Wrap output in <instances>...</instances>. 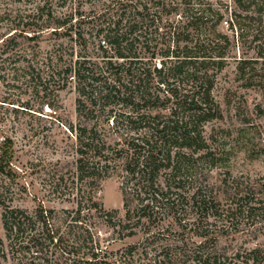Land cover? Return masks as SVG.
<instances>
[{
	"label": "trees",
	"instance_id": "1",
	"mask_svg": "<svg viewBox=\"0 0 264 264\" xmlns=\"http://www.w3.org/2000/svg\"><path fill=\"white\" fill-rule=\"evenodd\" d=\"M40 1L27 26L31 40L51 29L81 46L75 58L57 44L41 63L49 79L38 73L35 83L76 93L77 122L64 133L74 141L76 170L72 180L54 174L50 191L71 208L13 205L17 173L5 139L0 264H264L262 246L221 244L264 235V184L256 190L230 164L235 146L251 160L264 157V126L255 121L264 120V104L252 116L236 101L240 124L224 128L216 96L231 61L235 81L264 96V0ZM95 2L103 9L89 19L83 6ZM89 38L97 42L91 58L83 54ZM110 178L120 183L121 210L98 198Z\"/></svg>",
	"mask_w": 264,
	"mask_h": 264
},
{
	"label": "rangeland",
	"instance_id": "2",
	"mask_svg": "<svg viewBox=\"0 0 264 264\" xmlns=\"http://www.w3.org/2000/svg\"><path fill=\"white\" fill-rule=\"evenodd\" d=\"M211 1L224 2L225 5L230 2ZM42 4L40 0H0V147L5 139H11V165L17 173L11 184L13 205L28 211L35 209L41 201L46 207L58 210L71 208L69 199L57 197L50 191L53 190L51 185L54 174L55 178L65 174L72 180L77 160L74 141L64 134L69 122H77L75 91L55 89L56 92L51 93L43 90L44 85L35 87V83L38 73L42 81L49 79L47 75L41 74L44 71L41 63L48 55L53 56L57 44L73 48L75 58L81 46L76 44L75 37L73 40L69 37H55L51 29L31 40L33 33L27 30V26L36 22L33 20H36L37 8ZM71 7L72 5H67L65 12ZM52 9L56 11L55 15L60 11L55 6ZM102 9L99 2L83 6V12L89 19L99 15ZM96 43L89 38L88 49L83 54L93 57L94 53L91 52L96 51ZM28 65L32 67L29 69ZM227 91L233 94L234 104L227 105ZM216 96L225 115V120L219 123L224 128H237L240 124L235 115L236 101H240L244 111L248 110L252 116H255L256 105L264 104V96L260 92L241 87V83L235 81L234 61L219 75ZM48 102H52L54 107L49 106ZM255 121L264 126L263 119L255 117ZM235 144V141L232 142V146ZM235 148L237 152L230 163L232 175L259 190L264 184V157L251 160L247 153L239 151L236 146ZM98 198L106 209H122V195L117 178H110L102 183ZM104 231L107 232L106 236H110L108 229ZM221 244L234 250L255 248L257 245L264 249V235L259 240H254L249 235L239 234L228 240L222 239Z\"/></svg>",
	"mask_w": 264,
	"mask_h": 264
}]
</instances>
